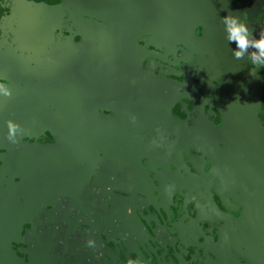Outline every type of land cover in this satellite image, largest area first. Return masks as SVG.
Returning a JSON list of instances; mask_svg holds the SVG:
<instances>
[{
	"label": "flooded vegetation",
	"instance_id": "flooded-vegetation-1",
	"mask_svg": "<svg viewBox=\"0 0 264 264\" xmlns=\"http://www.w3.org/2000/svg\"><path fill=\"white\" fill-rule=\"evenodd\" d=\"M23 1L42 8L0 0V264L222 263L221 214L240 208L226 206L216 162L194 145L222 117L209 54L194 40L201 21L189 10L104 18L107 29H92L108 40L65 57L61 13H51L61 0ZM228 2L259 39L264 0ZM243 52L264 76V56L249 59L259 49ZM69 68L74 80L61 81Z\"/></svg>",
	"mask_w": 264,
	"mask_h": 264
},
{
	"label": "water",
	"instance_id": "water-1",
	"mask_svg": "<svg viewBox=\"0 0 264 264\" xmlns=\"http://www.w3.org/2000/svg\"><path fill=\"white\" fill-rule=\"evenodd\" d=\"M7 1L20 8H42L23 0ZM108 1L61 0L60 5L51 9L52 14L61 13V53L65 52V57L84 48H94L90 46L93 38L100 42L108 40L105 35L95 36L92 29L96 26L107 29L109 23L104 18L181 16L189 10L193 23L201 21L203 37L194 40L209 54L203 64L212 67L208 73L219 84L214 91L219 92L214 103L222 117L218 126H209V139L203 142L206 147L196 142L194 145L199 153L209 154L216 162L217 172L223 177L220 185L226 194L223 199L226 206L240 208L237 217L221 214L222 263L264 264V118L261 114L264 76L251 67L244 52L239 57L235 55L237 43L229 38L226 19L233 17L228 0H220L207 10L206 0H194L189 9L184 6L187 4L184 0H162L168 4L166 7L152 8L111 7ZM96 18H102V23L94 24ZM74 35L81 36L82 41L75 42ZM75 71L61 69V81H73Z\"/></svg>",
	"mask_w": 264,
	"mask_h": 264
},
{
	"label": "clouds",
	"instance_id": "clouds-1",
	"mask_svg": "<svg viewBox=\"0 0 264 264\" xmlns=\"http://www.w3.org/2000/svg\"><path fill=\"white\" fill-rule=\"evenodd\" d=\"M244 16L245 20H238L237 18L231 16L226 17L230 32L229 38L235 40L237 43V50L235 51V55L237 57L243 55V50L247 48L249 43L254 44L255 47L259 49V55H257L256 53H251L249 59L251 60L253 57H255L258 64L259 57L264 56V33L261 34L259 39L249 40V36H251V33H249L246 28L247 12L244 13ZM257 19H264V12L259 13ZM257 74H260L258 68ZM189 104L191 106V101H189ZM126 264H143V261H141L138 257L134 260L126 258Z\"/></svg>",
	"mask_w": 264,
	"mask_h": 264
}]
</instances>
